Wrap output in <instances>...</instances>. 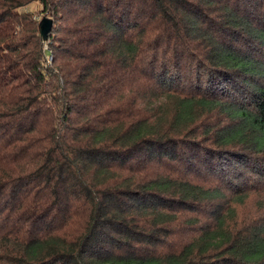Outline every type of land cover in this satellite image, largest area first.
I'll list each match as a JSON object with an SVG mask.
<instances>
[{"label":"trees","instance_id":"trees-1","mask_svg":"<svg viewBox=\"0 0 264 264\" xmlns=\"http://www.w3.org/2000/svg\"><path fill=\"white\" fill-rule=\"evenodd\" d=\"M235 150L264 153V0H0V264H264Z\"/></svg>","mask_w":264,"mask_h":264},{"label":"rangeland","instance_id":"rangeland-1","mask_svg":"<svg viewBox=\"0 0 264 264\" xmlns=\"http://www.w3.org/2000/svg\"><path fill=\"white\" fill-rule=\"evenodd\" d=\"M27 11L39 12L41 10V5L39 3H33L26 8ZM44 16L38 17L39 23ZM47 48V46L45 47ZM216 124L211 123L208 127H213ZM201 139V137H197ZM211 147V146H210ZM213 148V147H212ZM241 151V150H235ZM251 154L245 153L247 150L241 151L253 159L250 162L251 165H256L257 169L249 168L246 172L247 175L253 180L251 184H254L255 189L250 193L247 202L240 206L238 205V212L240 214V220L250 221L253 225H264V153L254 154L253 150H249ZM229 158V157H228ZM230 159V158H229ZM227 159V160H229ZM225 162V161H224ZM263 176L261 179L260 177ZM239 225V224H237ZM239 228V227H237Z\"/></svg>","mask_w":264,"mask_h":264},{"label":"water","instance_id":"water-1","mask_svg":"<svg viewBox=\"0 0 264 264\" xmlns=\"http://www.w3.org/2000/svg\"><path fill=\"white\" fill-rule=\"evenodd\" d=\"M53 20L48 17H43L39 23V33L44 42H47L49 39V35L52 31Z\"/></svg>","mask_w":264,"mask_h":264}]
</instances>
